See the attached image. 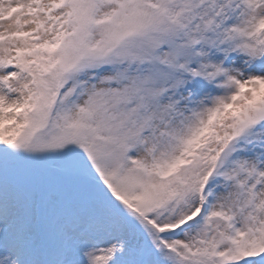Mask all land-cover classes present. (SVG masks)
Segmentation results:
<instances>
[{
	"label": "snow or ice",
	"instance_id": "snow-or-ice-1",
	"mask_svg": "<svg viewBox=\"0 0 264 264\" xmlns=\"http://www.w3.org/2000/svg\"><path fill=\"white\" fill-rule=\"evenodd\" d=\"M0 264H264V0H0Z\"/></svg>",
	"mask_w": 264,
	"mask_h": 264
}]
</instances>
